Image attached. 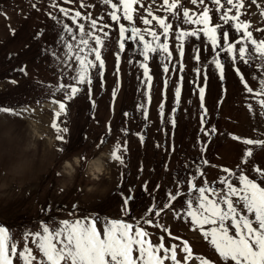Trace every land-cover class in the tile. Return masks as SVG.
Here are the masks:
<instances>
[{"label":"snow or ice","instance_id":"snow-or-ice-1","mask_svg":"<svg viewBox=\"0 0 264 264\" xmlns=\"http://www.w3.org/2000/svg\"><path fill=\"white\" fill-rule=\"evenodd\" d=\"M73 3L76 0H38L30 5L38 12L42 11L40 5H44L43 14L52 22L56 36L53 45L42 42L41 56H48L51 67L58 71L54 74V82H37L43 95L33 102L40 106L48 99L59 108L52 113L49 124L55 133V151L59 156L67 152L69 143L66 137L69 129L60 122L67 112L66 102H71L85 89L91 97L94 76L100 80L103 90L104 53L108 51L107 44L113 40L117 46L114 53L117 85L111 91L112 101H115L120 86V59L126 46L131 44L128 64L138 69V86L147 89V92H141V96H147L149 102L153 87L150 62L156 58L164 74L170 72L169 65H172L171 70L178 78L173 88L167 124L175 129L184 83V50L192 38L198 43L193 46L194 78L189 82L193 85L192 95L199 103L196 104L192 98L186 103L194 110L193 119L198 117L199 128L192 148L199 155L188 158L182 176L174 175L173 187L165 190L162 201L148 191L150 181H144L141 191L149 195L152 202L136 218L132 217L131 209L136 199L135 185L125 187L124 184L128 142L116 139L112 142L107 163L121 170L111 195L120 201L121 214L131 219L108 218L99 213L92 215L86 209L80 216L77 215L80 211L77 201L69 212V215L77 216L72 220H55L51 226L48 221H42L38 230H25L19 236H14L8 226L0 225V264H190L194 258L187 241L179 246L175 243L166 246L164 234L159 235L154 243L150 238L152 234L147 231L148 227H154L166 233L169 239H179L173 236L170 228L160 223L162 214L169 211L175 221L188 224L192 231H199L218 254L221 264H264V168L251 162L256 151L264 150V27L253 30L250 19L253 14L250 9L255 8L261 25H264V3L260 0H190L191 5L198 8V11L190 12L189 8L182 6L181 0H162L158 11L163 15H159L154 14L143 0H99L101 12L95 17L90 11L79 10L94 7L83 0H79L78 9L62 6ZM245 16L249 19H244ZM137 20L143 27L137 26ZM10 31L15 35L14 30ZM113 32L117 33L115 38ZM45 33V28L38 29L33 40L41 41ZM257 33L261 35L257 37ZM202 38L205 53L210 50L204 61L200 55ZM172 40L178 56L176 61L173 60ZM12 56L9 54V59ZM229 67L241 86L253 123L254 135L250 138L224 133L216 124L209 123L211 117L205 104L209 73L216 75L221 84V95L226 98L224 85ZM243 69H247V75ZM14 74L26 78L29 75L27 66L13 68L5 78L12 86H18ZM169 82L166 76L164 97ZM90 103L92 107L96 106L94 100ZM165 103L166 100H162L158 106L162 124L165 121ZM217 103L220 106L222 101ZM135 111L145 121L148 120V108L143 99L135 104ZM35 112L36 109L27 105L17 109L0 104V115L19 119L26 114L35 116ZM184 113L188 116V108H184ZM123 116L128 118L130 113L124 112ZM120 132L125 137L129 134L127 128H121ZM135 135L142 144L145 142L142 133ZM110 136L111 125L108 124L106 135L98 138L96 143L99 146L96 155L103 151ZM218 138L221 141L231 139L245 146L234 169L213 164L207 158L209 145ZM155 146L159 148L160 144L157 142ZM172 151H175L174 145ZM213 155L218 157V153ZM87 159L86 154L81 155L82 162ZM206 167L216 168L222 174L209 182L205 178ZM164 170H168L167 162ZM138 171L142 172L143 167ZM160 187L158 183L153 191L158 192ZM181 198L182 204L176 207L175 202ZM178 250L184 253L179 259ZM195 259L199 264H212L199 256Z\"/></svg>","mask_w":264,"mask_h":264},{"label":"rangeland","instance_id":"rangeland-1","mask_svg":"<svg viewBox=\"0 0 264 264\" xmlns=\"http://www.w3.org/2000/svg\"><path fill=\"white\" fill-rule=\"evenodd\" d=\"M38 0H0V104L5 106H13L19 109L20 106L27 105L30 108L36 109L35 116L24 115L21 118H16L11 115H0V141L11 140L15 146L23 147V137L21 133L16 131L22 128L28 121L35 120L40 123L42 130L51 132L55 137V133L49 124L52 120V113L58 111V106L52 103H47L38 106L33 101L42 96L43 93L37 87V82H54V74L58 69L51 67V62L48 56H41V44L47 42L48 45H53L56 36L53 32L52 22L43 14L44 5H40L42 11L33 10L30 5ZM87 5H94L92 8L79 9L82 12H91L93 17L101 12L99 0H83ZM162 0H143V3L152 8L154 14L163 15V12L158 11V6ZM264 3V0H260ZM183 7L189 8L190 12L198 11L196 6L191 5L190 0H181ZM79 0L76 3L62 5L69 8L78 9ZM253 13L250 17L253 30L264 27L260 23V17L256 14V9L252 8ZM6 14V15H5ZM7 17V18H6ZM244 19H249L245 16ZM107 21V17H105ZM110 22V21H107ZM123 22V21H122ZM127 23V22H124ZM137 26L143 27L137 20ZM175 27V25H174ZM191 27V26H184ZM45 28L46 33L41 41H34L33 36L38 29ZM10 30H14L15 35L11 34ZM117 35L112 33L113 38ZM261 34L257 33L259 37ZM198 43L192 38L191 42L185 45L183 63L185 65L184 83L182 88L181 108L177 114V126L172 129L167 124V117L173 103V88L177 81V75L172 72L170 64V72L162 73L157 59L153 58L150 62L151 74L153 76V87L151 89L150 102L147 96H141V92H147L146 88L138 86L137 76L140 74L135 65L129 66L128 60L132 45L128 44L124 54L120 59L119 79L120 86L118 95L113 102L111 99V91L117 85L116 75V44L113 42L107 44L108 51L104 53L105 71H104V88L102 90L101 82L94 76L92 85V95L89 97L87 90L78 94L71 102L67 103V112L61 117V125H66L69 133L66 134L69 143L66 145L67 152L63 156L54 150L53 155L47 159L54 160L52 167H47V164L37 165L33 170L32 175L25 180L21 187L18 183L12 182L6 189L0 190V225H6L10 228L14 236H19L25 230H38L39 222L48 221L51 226L55 220H72L77 218L76 215H69L74 202H79L80 211L77 215H84L83 210H88L92 215L104 214L108 218H120L130 220V217L121 214L120 201L111 195L112 190L120 179L117 169L108 164L111 169L110 181H104L101 185L105 191L98 192L87 199L82 198V185L84 181L82 176L85 171L88 159L95 156V150L98 138L106 135V125H111V136L108 142L104 145L103 150L110 153L112 142L120 139L121 142L127 140V168L125 172V187L127 185H135L136 199L132 209V217H140L142 210L151 204V198L145 192L141 191V185L144 181H150L148 191L152 192L158 199L162 201L165 198V190L173 187L174 175H183L184 164L188 158H194L199 155L198 151H194L192 145L196 142L197 131L199 128L198 117L193 119V108L187 105V100L192 98L196 104L198 100L193 93V85L189 82L194 78L192 69L195 62L193 61V46ZM201 44L200 55L201 61H204L210 55L205 53L203 48V38L199 42ZM173 47V60H178L175 53V41L170 42ZM9 54H13L9 59ZM133 59H139L134 57ZM26 65L29 75L25 78L20 74H14L13 78L18 80V86H12L7 82L6 77L10 71L18 66ZM247 75V69H243ZM170 79L166 97L164 93V79ZM201 85L203 78L201 77ZM254 88L255 84L252 85ZM226 98L221 95V84L218 82L216 75L209 73V82L206 89V107L209 109V123L216 124L219 131L224 133L238 134L242 138H250L254 135L252 132L253 123L250 118V113L247 110L245 97L241 94V86L237 82L235 74L229 67L226 71V83L224 85ZM143 99L148 108V120L145 121L142 116L135 111V104ZM90 100H94L96 106L92 107ZM162 100L165 103V121L162 124L158 117V106ZM222 101L218 106L217 101ZM44 105L50 106L44 107ZM184 108H188V116L184 113ZM51 110V111H50ZM124 112L130 113L128 118L123 116ZM39 121V122H38ZM259 123V121H257ZM163 129L161 135L151 133V128L154 127L155 132H158L161 127ZM161 126V127H160ZM127 128L128 135L125 137L121 134L120 129ZM28 129L25 128L24 132ZM136 133H142L145 136V142L142 144ZM164 136V137H163ZM160 144L157 148L156 143ZM41 146L44 141H40ZM174 145L175 151H172ZM57 141L55 140V148ZM243 146L240 142L232 141L231 139L218 138L210 145L207 158L216 165L228 166L234 169L239 162L242 154ZM218 153V157L213 153ZM86 154L88 159L82 162L81 167L77 169L75 183L65 191H60L59 177L56 172L64 159H71L73 155ZM98 155V154H97ZM43 157V154H41ZM167 162L168 170L165 172L164 164ZM252 164H257L264 168V150L255 152L251 158ZM6 163V162H5ZM29 162L26 159H21L17 166L18 172L28 167ZM143 167V171L138 169ZM251 167V165H249ZM46 169V170H45ZM205 178L209 181H215L220 173L216 168L206 167ZM251 175V173H249ZM4 175L3 166H0V178ZM139 177V178H138ZM160 184L158 192L153 191L157 184ZM200 181H197L199 185ZM186 191V189H185ZM183 198L175 202V206L179 207L182 204ZM46 209V210H45ZM93 209L96 211L93 212ZM51 216V219H49ZM160 223L170 228L173 236L179 239L172 240L167 238L166 233L161 230L148 227L152 241L157 242L159 235L166 236V246L172 243L178 246L183 241H187L189 247L193 251V261L190 264H199V260L208 259L212 264H221L218 254L214 253L207 241L203 239L199 231L190 230L188 224L175 221L172 213L165 212L160 218ZM178 259L182 258L184 253L178 250Z\"/></svg>","mask_w":264,"mask_h":264},{"label":"clouds","instance_id":"clouds-1","mask_svg":"<svg viewBox=\"0 0 264 264\" xmlns=\"http://www.w3.org/2000/svg\"><path fill=\"white\" fill-rule=\"evenodd\" d=\"M44 107L50 106L44 105ZM12 127L26 139L23 141V147L15 146L11 140L0 141V166H3L4 171L3 177L0 178V190L6 189L12 182L18 183L22 187L37 165L46 163L47 167H52L54 163V160L47 159V157L53 155L55 150V137L51 132L42 130L41 124L35 120L28 121L19 130L15 126ZM25 128L28 129L27 132H24ZM40 141H44L43 146H41ZM98 147L96 145L95 150ZM41 154H43V157ZM21 159H26L29 164L23 172H18L17 166ZM108 159L109 153L107 150H103L98 155L88 159L82 176L84 181L82 198L87 199L89 196L105 191V189L101 188V185L104 181H110L111 179V169L107 163ZM80 166V155H73L71 159L62 161L56 172V176L59 177L60 191H65L75 183L77 169Z\"/></svg>","mask_w":264,"mask_h":264}]
</instances>
